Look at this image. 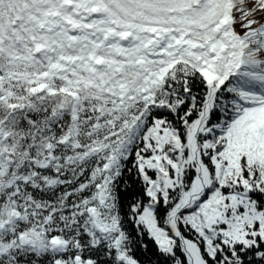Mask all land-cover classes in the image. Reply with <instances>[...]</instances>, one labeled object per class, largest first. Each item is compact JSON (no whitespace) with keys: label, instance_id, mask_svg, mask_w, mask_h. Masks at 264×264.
Here are the masks:
<instances>
[{"label":"snow or ice","instance_id":"snow-or-ice-1","mask_svg":"<svg viewBox=\"0 0 264 264\" xmlns=\"http://www.w3.org/2000/svg\"><path fill=\"white\" fill-rule=\"evenodd\" d=\"M0 264H264V0H0Z\"/></svg>","mask_w":264,"mask_h":264}]
</instances>
